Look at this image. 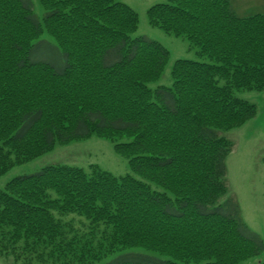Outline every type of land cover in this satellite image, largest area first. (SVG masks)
I'll list each match as a JSON object with an SVG mask.
<instances>
[{
	"label": "trees",
	"instance_id": "obj_1",
	"mask_svg": "<svg viewBox=\"0 0 264 264\" xmlns=\"http://www.w3.org/2000/svg\"><path fill=\"white\" fill-rule=\"evenodd\" d=\"M38 1L41 18L33 0H0V125L13 130L5 139L0 132V175L95 133L137 176L58 163L13 177L0 188V256L23 264L113 256L104 264H264L262 238L225 197L234 142L223 134L256 115L239 92L264 90V11L239 15L233 0L151 5L150 25L185 37L198 56L176 59L171 83L152 87L170 52L133 34L139 18L128 4Z\"/></svg>",
	"mask_w": 264,
	"mask_h": 264
},
{
	"label": "rangeland",
	"instance_id": "obj_2",
	"mask_svg": "<svg viewBox=\"0 0 264 264\" xmlns=\"http://www.w3.org/2000/svg\"><path fill=\"white\" fill-rule=\"evenodd\" d=\"M33 1L35 13L38 18H41L44 9L38 0ZM122 1L138 13V28L133 34L144 35L156 40L169 50L170 57L165 70L161 77L152 82L150 86L169 85L171 83L170 70L173 62L178 58L197 59L195 48L190 46L185 37L167 33L148 22L147 9L155 3L166 0ZM233 5L239 15L264 11V0H233ZM43 36L53 42L47 34ZM201 59L206 60V58ZM239 94L255 103L257 112L253 118L240 126L223 132L225 136L234 142L233 148L225 160L226 185L228 188L225 197H231L238 202L243 220L252 231L259 234L264 242V90L242 91ZM13 112L14 115H17L19 110L16 109ZM7 119H10L13 123L11 117ZM9 125V121L0 125L3 139L13 132V130L6 129ZM58 163L81 167L86 172L92 171V168L96 166L97 169L110 172L117 177L128 173L137 176L131 171L127 158L114 150L112 140L106 136L93 133L87 138L62 144L56 143L51 150L33 159L10 166L0 175V188H3L15 176L32 174L39 171L43 166ZM70 218L73 217L70 215L63 217L65 220ZM74 223L82 231L88 229L87 221L83 218L75 216ZM261 255H264V249ZM113 257L91 264H104ZM261 260L260 258H251L241 264H259ZM0 264L23 263L13 261L11 257L0 256ZM32 264L40 263L33 262Z\"/></svg>",
	"mask_w": 264,
	"mask_h": 264
}]
</instances>
